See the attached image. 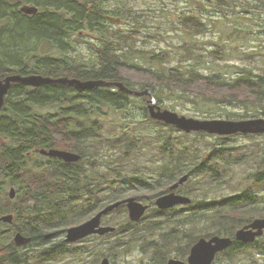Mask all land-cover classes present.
I'll return each instance as SVG.
<instances>
[{"label":"trees","instance_id":"16d2710c","mask_svg":"<svg viewBox=\"0 0 264 264\" xmlns=\"http://www.w3.org/2000/svg\"><path fill=\"white\" fill-rule=\"evenodd\" d=\"M14 1L13 4L11 0H0V20L8 18L16 25L6 23L7 27L0 35V40L3 35L12 36L6 42L0 41V54L3 53L0 55L1 79L12 73H37L83 80L122 81L132 88H152L158 104L163 107L166 106L162 101L169 94L200 105L198 111L210 118L221 116L216 106L224 105L254 106L252 113L239 118L257 117V105H261L264 116V72H255L245 66L239 68L240 72L235 77L217 72L205 73L197 66L185 63L191 58L196 61L204 58L205 52L196 49V45L186 46L185 52L181 53L184 59H180V63L165 66L171 62V52H157L155 49L141 47L138 41L140 33H149L151 37L164 35L162 30L153 33L150 31V22L155 21L156 17L148 13V8L122 5L111 11L104 6L110 0ZM199 1L203 7L204 2L214 0ZM217 1L223 5L226 0ZM26 3L38 6L39 13H23L20 7ZM9 5L12 6L11 9ZM108 14H115L129 22L130 26L125 30L109 31L108 36L102 34L103 41L98 44V65L88 68L70 64L67 60L60 61L49 55L24 53L34 39L48 41L55 47L63 48L70 36L79 29L88 27L102 32L106 28ZM179 21L181 29L191 35L199 36L208 31V24L194 10L188 11ZM157 29H161V26ZM173 30H177V26ZM213 53L218 58L225 56L222 48ZM139 58L148 60L149 66L141 64ZM153 62L158 65L153 67ZM139 97L143 102L146 100L144 96ZM130 101H133L130 95L119 88L113 91L98 87L78 92L74 85L61 83L38 88L18 83L12 85L6 96V104L0 108V134L3 139L0 144V216L13 213L14 221H0V264H39L45 256L59 251L63 253L58 244L52 245L51 251L46 254L34 255L31 252L42 250L51 243L52 239L49 241L46 234L52 230L65 232L66 228L82 222L97 208L123 197L120 191L117 192L116 183L123 176L122 169L128 163L129 154L137 151L138 144L131 139L112 141L103 132L99 119L93 122L90 119L94 114L101 116L98 111L102 106L122 111ZM143 114L149 122L166 125L167 131L176 130L172 125L153 120L147 105L143 108ZM227 118H232V114H228ZM195 134L205 136L207 133L199 131ZM234 136L237 135L224 138ZM172 140V136L167 138L162 150L163 158L155 157L156 161H160L156 168H147L146 165L137 167L130 171L132 178L127 181L132 184L136 182L139 187L160 184L165 191L185 173L190 174L187 180L189 183L193 181L192 176H200L201 179L196 180L197 184H189L195 195L203 196V200L197 203L196 215L181 216L177 211H170V215L160 218L161 222L156 221L154 225L142 229L144 234H148L170 226V229L160 233V240L151 241L140 233V224L138 226V223L130 221L124 207H120L115 211H124L121 214L123 218L115 223L117 230L113 234L116 236L117 246L115 249L107 248L109 252L101 250L102 255H111L115 260L117 254L133 249L132 244L139 236H142L139 240L145 249L153 248L159 252L179 243L190 246L199 236L192 232L189 234L182 227L201 222L200 220L210 221L204 232L206 237L215 234L234 236L238 228L251 222L253 218L264 217V205H257L261 201L258 194L245 192L220 202L209 200V188H219L234 177L236 169L229 165L233 156L231 145L224 142L212 143L211 153L197 161L201 148L192 144L185 147L171 146ZM53 147L77 151L82 154L83 159L76 164H68L63 160L41 155L40 149ZM109 149L116 151V157L107 163L106 173L99 174V154ZM226 150H230L228 157L224 153ZM260 151V147H253L243 157L235 160L257 169L254 182L256 186H264V154ZM223 162L226 164H222ZM10 186L16 189L14 198L8 193ZM95 196L96 199L92 200ZM90 201L94 203H89ZM17 231L32 237V241L27 245L17 246L13 239ZM263 238L264 236L255 243L242 246L235 242L226 254H229L230 259H236L241 251L253 248L264 254Z\"/></svg>","mask_w":264,"mask_h":264},{"label":"rangeland","instance_id":"374dc122","mask_svg":"<svg viewBox=\"0 0 264 264\" xmlns=\"http://www.w3.org/2000/svg\"><path fill=\"white\" fill-rule=\"evenodd\" d=\"M11 2L14 4L15 1L11 0ZM120 2L110 0L104 6L111 11L122 5L148 8L150 9L148 13L156 17L155 21L150 22V31L153 33L156 30H162L164 35L162 37H151L149 33L146 35L145 33H140L138 35V41L139 45L145 49H155L157 52L160 50L171 52V62L165 66L180 63V59H184L181 53L185 52L186 46L192 47L196 45V49L205 52L204 58L198 61L191 58L185 61V63L189 66H197L199 70L205 73L217 72L227 77H235L240 72L239 68L245 66L252 68L255 72H264V0H226L223 2V5H220L217 0H214L213 2H204L203 7H201L199 0H120ZM11 8L12 6L9 5V9ZM191 10L196 11L209 26L208 31L203 35L194 36L181 29L182 26L179 20ZM108 15L116 16L115 14ZM108 15L106 19L107 23H105L106 28L102 32L97 29H89L88 27L79 29L70 36L68 43L63 48L55 47L48 41L34 39L24 53L49 55L50 57L58 58L60 61L67 60L70 64L88 68L98 65V44H101L103 41L102 34L107 35L112 30H125L130 26L129 22L124 19L120 22L111 21ZM6 23H11L12 26H16L15 22L11 19L0 20V35L7 27ZM159 26H161V29H157ZM176 26L177 30H173ZM8 37L10 38L12 36H8V34L3 35L0 41L6 42ZM220 48L225 52L224 58H218L213 53ZM140 62L148 66V63H150L146 59H140ZM151 65L154 67L158 64L153 62ZM107 88L113 91L118 90L116 87H100L102 90ZM135 89L141 90L138 86ZM130 99L133 101L128 103L126 109L118 111L110 106H102V109L98 111L101 113V116L94 114L90 119V122L99 119V124L101 126L103 125L104 128L103 132L109 135V139L112 141L131 139L138 144L137 151L129 154L127 158L128 163L122 169L124 177H119L120 179L116 184L117 192L120 191L123 196L143 195L145 197L154 194V191L158 190L157 188L148 189L136 186V182L132 184L127 179L132 178L130 171L135 170L137 167L146 165L147 168H156L160 164V161H156L155 157L163 158L164 154L162 150L164 144L167 138L172 136L171 146L185 147L192 144L195 147L201 148V153H199V157L196 159L197 161H201L203 156L211 153L210 148L212 147V143L224 142L231 145L233 156L232 163L229 165L234 170L236 169V172L233 178L225 181L219 188H209V200L220 202L232 195H243L245 192H251V194H258L261 197V201L259 200L257 205H264V186L254 185L257 169L255 167H247L245 162L239 163L235 161L237 158L240 159L243 157L253 147H260V152L264 154V134L257 136L237 135L231 138L221 136V138L219 135L212 136L211 134H206L205 136H199L195 133L185 135L184 132L178 129L170 132L167 131L166 125H158L145 119L143 108L146 105V100L143 102L139 96L135 95H130ZM162 102L166 106H162L163 108H169L180 114L198 118H210L207 114L198 111L200 105L179 98L178 96L168 94ZM216 108L222 114L217 118L226 119L228 114H232V118L227 119H243L239 117L252 113L254 106L224 105L216 106ZM262 110L263 107L257 105V117H264L262 116ZM229 151L226 150L224 152L226 157L229 156ZM99 155L101 162L97 170L99 174L106 173L107 163L116 157V151L112 152L109 149ZM222 164L226 163L223 162ZM192 178L193 181L188 184L195 185L198 182L196 180L198 178L201 179L200 176L195 175ZM10 188L11 186L8 189V193ZM202 197L195 195L196 202L202 201ZM123 209L126 212L125 208ZM124 211H114L116 213L115 217L108 219L111 221L110 224L114 225L118 220L121 221ZM165 216L162 215L158 218L155 214L150 213L149 217L140 222L139 228L142 230L147 226L154 225L156 221L161 222L160 218ZM200 221L188 224L182 228L189 232V234L192 232L200 238L205 235L206 226L210 224V221L206 219ZM168 229H170L169 225L148 233L151 235H146L145 238L153 240L162 231ZM62 238H50L48 239L49 241L51 239L53 240L51 243L48 242V246H45L42 250H34L31 253L34 255H37V253H49L52 245H56L58 240H62ZM90 241L66 242L69 245L65 247L66 249H64L63 253L59 251L54 252L55 254L51 256H45V258H41L42 260L39 264H98L101 259V250H107L101 247L97 249L93 248V241ZM261 241L264 242V238ZM115 260L117 264H153L150 261L149 255L143 253L140 249H130L129 251L121 252L117 254ZM218 262L219 264H264V254L253 248L245 252L241 251L236 259H230L229 254L221 255Z\"/></svg>","mask_w":264,"mask_h":264},{"label":"water","instance_id":"95a60500","mask_svg":"<svg viewBox=\"0 0 264 264\" xmlns=\"http://www.w3.org/2000/svg\"><path fill=\"white\" fill-rule=\"evenodd\" d=\"M20 10L27 15H36L39 13L40 8L33 4H23ZM109 19L114 22H120L122 19L116 16H109ZM13 83L39 87L43 84H71L82 92L85 90L97 88L100 86H115L119 87L124 92L135 96L149 97L147 100L148 110L150 117L154 120L163 122L167 125H173L177 129L185 132L192 133L203 131L208 134H217L221 136L233 135L237 133H250V134H264V117L243 118V119H225V118H198L180 114L169 108H163L157 102L155 92L152 88L134 89L127 86L122 81H111L106 79H87L70 78L68 76L52 77L44 76L42 74H28L14 73L7 75L3 79L0 78V108L4 107L6 103V96ZM1 144V135H0ZM41 153L47 156L60 157L67 162H76L81 159V154L71 152L63 149H46L43 148ZM189 179V174H184L175 182L171 189L172 192L160 196L156 203L162 208H170L178 204H189L192 199L189 196L180 195L175 192V189ZM16 196L14 187L10 189V197ZM126 203L130 218L133 221H139L148 206L144 205L137 200V197H129L124 200H119L107 205L99 211L92 218L87 221L71 226L67 229L66 240L75 242L85 238L91 234L99 233L106 234L115 230L114 226H104L101 224L102 217L119 207L121 204ZM13 214H5L0 217V221L11 223L13 222ZM53 234H47L51 237ZM264 235V217L254 219L251 223L246 224L239 228L234 237L214 235L211 238L200 237L191 248L189 256L190 264H212L218 252L224 251L233 245L235 241L244 243H251L256 241L259 237ZM32 237L24 235L22 232H17L14 236V241L17 245L23 246L31 242ZM101 264H112L108 257L103 258ZM169 264H186L183 261L171 259Z\"/></svg>","mask_w":264,"mask_h":264},{"label":"flooded vegetation","instance_id":"af4514ba","mask_svg":"<svg viewBox=\"0 0 264 264\" xmlns=\"http://www.w3.org/2000/svg\"><path fill=\"white\" fill-rule=\"evenodd\" d=\"M146 101H147V99H146ZM42 149H40V153H41V150ZM49 149H52V148H49ZM56 149H62V148H56ZM63 150H68V151H71V152L79 153L77 151L70 150V149H63ZM79 154H81V153H79ZM41 155L44 156V157L50 158V159L55 158V159L63 160L60 157L47 156V155H44L42 153H41ZM81 156H82V154H81ZM82 159H83V157H81V160L80 161H82ZM63 161L65 163H68V164H76V163H78V162H67L65 160H63ZM177 181L178 180L174 181L169 187L166 188L165 191H164V187H162V185H160V184L159 185L157 184L156 186H153V187H151V186L150 187H143V188H148V189H150V188H153V189L157 188L158 189L157 191H154V194L149 195V196H145V197H143V195L123 196L121 199H119V200H124V199L129 198V197H137V200L138 201H140L144 205H147L148 206V208L145 211L143 217L139 221H133L130 218L129 210H128V207H127V204L126 203L121 204L120 207H124L125 208L126 214H127L128 218H129V220L132 221V222H134V223H138V226H139V224H140L141 221H143L147 217H149V214L150 213L155 214V216H158V218L160 216H162V215H166V216L170 215L171 214L170 211H177L178 213H180L181 216H193V215H196V212H197V208H196L197 202H196V199H195V192H192L191 191L192 189L190 188V186L188 184L189 183L188 181L184 182L183 184H180L175 189V192L177 194H180V195L189 196L192 199L191 203H189V204H178V205H175L173 207L166 208V209H162V208H160L157 205V203H156L157 199L160 196H162V195H165V194H168V193L172 192L173 190L171 189V186L175 182H177ZM95 199H96V196L93 197L92 200H95ZM119 200H114V201L108 202L104 207H102L100 209L97 208L95 211H93L91 213V215L88 218H86L85 220H83L81 223H83V222L87 221L88 219L92 218L94 215H96L99 211H101L107 205H109V204H111L113 202L119 201ZM89 203H94V202L90 201ZM120 207H118L116 209H119ZM116 209H114L113 211L105 214L102 217V221H101V224L104 225V226H114V227H116L114 231L109 232V233H106V234L94 233V234H91V235H89V236H87L85 238L80 239L79 241L80 242H84V241L91 240L90 242L93 241L92 242L94 244V247L93 248H95V249H97L98 247L105 248L106 250L109 247H113V249H115L116 246H117L116 245L117 239H116V236L113 235V234H115V232L117 230V225L110 224L111 221H109L108 219H110L111 217H115V214L116 213L114 211ZM243 226H246V224L243 225ZM139 231H140V233L142 232V230H139ZM51 234H53L51 237H47V234H46V238H48V239H50V238L57 239V238L63 237L62 240H61V243H58L57 242V244L60 247H62V251L64 252V249H66L65 247L69 245V244L68 245L66 244V242H68L66 240L67 231L65 230V232H59L58 229H55V230H52L51 231ZM142 235H144V237H145L146 235L148 236V235H151V234H144L142 232ZM212 236H214V235H212ZM212 236H210L208 238H211ZM141 237L142 236H139L137 239H135V242L132 244L133 245L132 247H133V249H140L143 253L148 254L149 255V258H150V261L153 262V264H169V261L171 259L180 260V261L185 262L186 264H190V262H189V256L191 254V248L197 242V241H195L190 246H188L187 244L181 245L180 243L177 244V245H174V246H167L165 249H163V251L159 252L156 249L148 248L149 246L147 247L148 249H145V246L141 245L142 242L139 240ZM160 238H161V235L158 234L157 237H155L151 241L160 240ZM256 241L251 242V243H255ZM237 242L241 243V246H242V244H247V243L240 242V241H237ZM228 250L229 249L224 250V251H221V252H218L217 255H216V258H215V260L213 261L212 264H219V262H218L219 257L221 255L226 254ZM106 252H109V251L107 250ZM172 254H174V255H172ZM105 257H108L110 259V261H111L112 264H117L116 263V260H114V258L111 255H102V254H101L100 261L98 260L99 261L98 264H101L103 258H105Z\"/></svg>","mask_w":264,"mask_h":264}]
</instances>
